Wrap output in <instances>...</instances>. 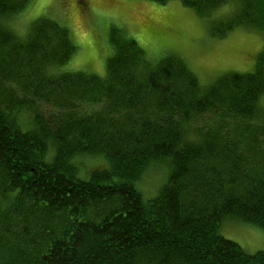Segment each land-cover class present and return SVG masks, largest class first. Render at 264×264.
<instances>
[{
    "label": "trees",
    "instance_id": "obj_1",
    "mask_svg": "<svg viewBox=\"0 0 264 264\" xmlns=\"http://www.w3.org/2000/svg\"><path fill=\"white\" fill-rule=\"evenodd\" d=\"M29 1L0 0V264H264V250L220 230L228 220L264 230V51L254 70L204 86L182 58L149 60L111 27L106 74L50 73L76 46L45 17L25 39L7 29ZM181 1L209 16L236 7L209 19L214 37L264 32V0ZM95 156L104 167L78 163ZM155 162L168 178L145 197L140 178Z\"/></svg>",
    "mask_w": 264,
    "mask_h": 264
},
{
    "label": "rangeland",
    "instance_id": "obj_2",
    "mask_svg": "<svg viewBox=\"0 0 264 264\" xmlns=\"http://www.w3.org/2000/svg\"><path fill=\"white\" fill-rule=\"evenodd\" d=\"M236 8V7H235ZM232 3L222 5L212 14L202 15L181 0L159 3L152 0H30L17 15L5 20V27L19 39H25L33 23L48 18L70 29L76 51L61 71H87L103 76L110 56L109 34L118 27L128 38H135L146 48V58L173 53L182 58L206 86L229 72L247 73L255 69L259 54L264 51V32L235 26L223 37L211 35L209 19L224 18L235 9ZM210 12V13H211ZM218 24V23H217ZM110 51V52H109ZM83 71V72H84ZM260 104L264 107V97ZM33 113L24 109L20 122L29 126ZM86 169L104 167L101 156L80 157ZM166 163H150L140 178L145 197L155 194L168 178ZM221 233L237 242L246 252L264 250V230L242 221L228 220Z\"/></svg>",
    "mask_w": 264,
    "mask_h": 264
}]
</instances>
